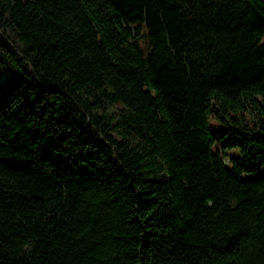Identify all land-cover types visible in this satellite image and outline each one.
Instances as JSON below:
<instances>
[{
  "label": "trees",
  "instance_id": "obj_1",
  "mask_svg": "<svg viewBox=\"0 0 264 264\" xmlns=\"http://www.w3.org/2000/svg\"><path fill=\"white\" fill-rule=\"evenodd\" d=\"M0 264H264V0H0Z\"/></svg>",
  "mask_w": 264,
  "mask_h": 264
}]
</instances>
